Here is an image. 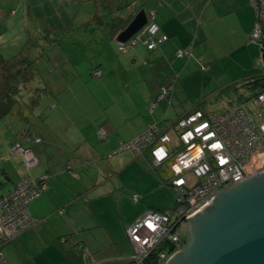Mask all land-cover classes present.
Here are the masks:
<instances>
[{
    "label": "crops",
    "instance_id": "crops-1",
    "mask_svg": "<svg viewBox=\"0 0 264 264\" xmlns=\"http://www.w3.org/2000/svg\"><path fill=\"white\" fill-rule=\"evenodd\" d=\"M88 2L87 10H91L92 18L87 20L95 23L91 31L87 28L88 35L96 36L97 26L102 27L103 33L100 34L104 39L108 37L112 49L115 48L112 44L118 43V36L141 11H145L147 16L155 12V21L160 27L159 35H166L168 41L154 51H149L143 43L145 47L138 48V43L128 50H134L129 57L141 73L139 82L144 99L143 111H116L120 120L113 117L114 111H106L100 122L95 124L96 127L89 123L92 114H87L90 121L83 125L76 119H70L72 125L67 127L56 118H69L67 111H52L45 117L53 116L57 122L55 131L58 134L54 135L62 141L59 148L72 152V155L58 162L48 152L53 145L46 136H35L36 140H41L40 143L25 144L33 150L38 160L35 169L29 170L25 165L22 172H14L4 166L0 196L28 176L37 180L44 175L49 177L43 194L28 206L37 224L3 245L2 251L8 264H127L134 254L128 235L131 226L148 211L162 212L152 209L146 199L149 192L161 183L151 167L149 152L138 155L129 149L131 151L121 154L123 150H118L120 144L135 139L151 125L170 133L172 126L182 116L194 110L205 111L204 104L210 98L180 112L173 120L168 117L176 93L186 94L194 84L201 83L202 87L219 82L220 86L211 95L221 94L240 81L238 69H251L249 62L263 61L262 45L251 40L256 23L251 0ZM117 19L129 25L125 29H114L113 24ZM179 51H191V56L178 57ZM138 61H144L147 69L138 67ZM126 62L127 59L118 60V64L101 62V66L97 65L93 71L100 74L94 77L107 80L117 70L126 72L128 65H132ZM199 69L204 72L202 75L192 72ZM159 70H165L160 77L157 75ZM191 74L195 76L190 77ZM79 78L80 74L77 75ZM165 91L170 94L162 97ZM167 100L170 107L164 110ZM237 106L235 104L230 109ZM36 114V118H45L41 113ZM162 115L160 121H168L166 128L159 123L158 118ZM48 121H52L51 118ZM89 129L99 139L96 145L85 132ZM102 130L106 132L105 139L99 135ZM125 131L128 133L125 134ZM131 168L139 175L135 187H128L121 180ZM164 168L166 179L171 181L169 167ZM135 196H138L137 201ZM114 206L117 210L112 212Z\"/></svg>",
    "mask_w": 264,
    "mask_h": 264
},
{
    "label": "rangeland",
    "instance_id": "rangeland-1",
    "mask_svg": "<svg viewBox=\"0 0 264 264\" xmlns=\"http://www.w3.org/2000/svg\"><path fill=\"white\" fill-rule=\"evenodd\" d=\"M88 1L0 0V73L4 60L21 55L25 52V47L27 46L26 49L29 47L30 56L36 61L39 76L30 85V90L32 89L34 94L23 91L24 99L30 109L34 108V111L37 114L41 113L43 117L51 114L52 111H67L69 118L56 117L59 123L62 122L61 124H65L67 127L72 125L70 119L78 120L80 125L90 121L87 114H92V121L89 123L92 124V127H96L95 124L100 122V118L105 115L106 111H110V113L114 111L113 117L117 118L116 111H143L144 109V99L141 95L142 86L139 82L141 73L138 68H135V64L129 57L134 50L123 53L116 42L112 44L115 46L112 49L108 37L104 39V36L100 34L103 32L102 27L99 26L95 30L96 36L88 35L87 28L91 31L92 24H95L89 21L92 16L90 15L91 10H87L89 8ZM140 37L146 38L142 32H138L135 39ZM142 43H139L138 48L144 46ZM126 59V64L132 63V65H128L126 72L117 70L113 73L111 70L110 72L113 74L107 80L94 77L99 72L93 73V71L101 66V62L118 64V60ZM143 63L144 61H138V67L147 69ZM248 66H252L249 67L251 69L244 71L238 69L237 77L241 79L235 86L238 88L239 96L248 97L253 94L248 82L256 77H264L263 62H249ZM192 72L198 76L204 73L200 69ZM157 73L160 77L165 73V70H159ZM78 74L81 76L79 79H77ZM194 74L189 76L194 77ZM219 86V82L209 83L202 87L201 83H198L192 85L191 90L186 94L176 93L172 107L169 106L168 100L164 104V110L170 107L168 118L176 119L180 112L202 104L209 97V100L207 99L208 101L204 104L205 112H221L232 108L234 105L231 104L230 97L224 94H222L223 96L220 94L211 95ZM33 99L34 101L38 100L35 107L29 103ZM248 102L245 103L248 104ZM162 117L163 115L157 118L159 123L163 124V128H166L168 121L161 122ZM50 118L52 121H48ZM117 119L120 120V118ZM21 124L12 117L0 119V180L3 178L2 169L4 166L14 172H22L23 166L25 168L23 156H20V153H12L21 142ZM28 126H30L34 137L46 136L52 143L53 147L48 152L52 156L54 155L58 162L72 155V152H65L64 149L59 148L62 141L54 135L58 133L55 131L57 122L54 121L53 116L41 119L32 117ZM153 126L147 127L135 139L144 135ZM90 130L85 132L89 134L90 141L96 145V140L99 139L93 136V131ZM126 133L128 131H125ZM170 133L172 134V130ZM126 151L131 150H123L120 153ZM43 165L44 163H42V167ZM138 178L139 175L131 168L124 173L121 180L128 187H135L138 185ZM137 195L141 194L137 193ZM146 199L152 209L165 212L175 208L177 195L170 187L159 184L156 189L149 192ZM116 210V206L111 209L112 212Z\"/></svg>",
    "mask_w": 264,
    "mask_h": 264
},
{
    "label": "built area",
    "instance_id": "built-area-1",
    "mask_svg": "<svg viewBox=\"0 0 264 264\" xmlns=\"http://www.w3.org/2000/svg\"><path fill=\"white\" fill-rule=\"evenodd\" d=\"M251 4L256 18L251 40L261 44L264 51V0H251ZM148 20L141 31L146 38L134 36L119 43L122 52L142 42L154 51L168 41L166 35H159L155 12L148 15ZM177 55L190 57L191 51H179ZM169 94L165 91L162 97ZM248 101L221 112L194 110L172 126V134L153 126L132 142L120 145L119 151L132 149L138 155L148 151L152 168L168 166L172 173L170 188L177 195L173 210L148 211L131 226L128 235L134 254L127 264H147L153 255L158 264H165L184 247L189 218L215 196L264 172V90ZM99 134L103 139L107 136L103 130ZM13 152L25 158L29 170L37 166L31 148L18 145ZM48 178L28 176L0 196V264H8L2 251L4 243L37 224L28 206L43 194ZM171 245L176 246L175 252H169Z\"/></svg>",
    "mask_w": 264,
    "mask_h": 264
},
{
    "label": "water",
    "instance_id": "water-1",
    "mask_svg": "<svg viewBox=\"0 0 264 264\" xmlns=\"http://www.w3.org/2000/svg\"><path fill=\"white\" fill-rule=\"evenodd\" d=\"M148 23L141 11L118 43L128 42ZM165 264H264V172L215 196L189 218L184 247Z\"/></svg>",
    "mask_w": 264,
    "mask_h": 264
},
{
    "label": "trees",
    "instance_id": "trees-1",
    "mask_svg": "<svg viewBox=\"0 0 264 264\" xmlns=\"http://www.w3.org/2000/svg\"><path fill=\"white\" fill-rule=\"evenodd\" d=\"M129 24L117 19L114 24V29L123 28L125 29ZM27 47V46H26ZM21 55L14 56L10 60H4L1 67L0 73V119L4 117H12L16 122L22 123V138L20 139L19 145L27 148L26 143H36L37 139L34 137L32 130L30 129L31 118L35 116L34 108L30 109L26 99H24L23 91L34 94L32 89L30 90L31 82L39 76L38 69L36 68V61L30 56L29 47ZM248 86L253 94L248 97L239 96L237 94V86H231L228 89L221 92L220 96L230 97V102L233 105H240L264 90V77H256L254 80L248 82ZM236 92V93H235ZM236 94V95H235ZM36 96V95H35ZM234 99V100H233ZM32 107H35L38 100L29 101ZM100 135V134H99ZM41 142V140H40ZM39 142V143H40ZM148 151L144 152L146 154ZM151 163V161H150ZM167 168V167H166ZM160 179L162 186L170 187V181L165 177L164 166L153 168ZM41 178V177H40ZM39 178V179H40ZM38 179V180H39ZM37 199V198H36ZM162 247L159 251H163ZM176 246L171 245L168 247L169 252L176 251ZM152 261L147 264H158L156 262V255H153Z\"/></svg>",
    "mask_w": 264,
    "mask_h": 264
}]
</instances>
